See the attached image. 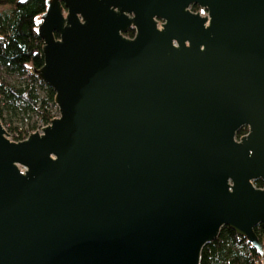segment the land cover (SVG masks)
Instances as JSON below:
<instances>
[{"label":"water","instance_id":"1","mask_svg":"<svg viewBox=\"0 0 264 264\" xmlns=\"http://www.w3.org/2000/svg\"><path fill=\"white\" fill-rule=\"evenodd\" d=\"M37 33L59 117L0 121V264H200L223 227L264 258V0H47Z\"/></svg>","mask_w":264,"mask_h":264},{"label":"trees","instance_id":"2","mask_svg":"<svg viewBox=\"0 0 264 264\" xmlns=\"http://www.w3.org/2000/svg\"><path fill=\"white\" fill-rule=\"evenodd\" d=\"M47 0H0V69L9 75H18V85L6 83L0 78V121L7 114L23 122L38 117L44 124L51 121L54 107V91L34 73L43 65V41L37 33L40 18L46 10ZM196 11V10H195ZM129 36L133 33L130 31ZM57 36V35H56ZM42 90L44 96H40ZM12 113V114H11ZM9 124V123H8ZM10 124L11 129L17 128ZM32 125V124H30ZM247 132L239 130L237 137ZM255 186H263L260 180ZM264 247V227L254 229ZM200 264H264V258L242 237L228 227H223L218 238L204 246Z\"/></svg>","mask_w":264,"mask_h":264},{"label":"built area","instance_id":"3","mask_svg":"<svg viewBox=\"0 0 264 264\" xmlns=\"http://www.w3.org/2000/svg\"><path fill=\"white\" fill-rule=\"evenodd\" d=\"M201 14L204 15L205 13L201 12ZM58 117H59V111L57 106L54 105L51 113V121ZM33 121L35 122V125H33L32 122L30 123L29 119L26 118L24 119L23 122H18L17 124H15L17 126V128L15 129L14 128L11 129L9 125H4L9 140L12 142L24 141L32 133H35L37 131L41 133L42 129L51 123L50 121L49 123L44 124L38 117L33 118Z\"/></svg>","mask_w":264,"mask_h":264},{"label":"rangeland","instance_id":"4","mask_svg":"<svg viewBox=\"0 0 264 264\" xmlns=\"http://www.w3.org/2000/svg\"><path fill=\"white\" fill-rule=\"evenodd\" d=\"M4 8H0V12L3 10ZM0 78L5 81L6 83H9V84H12V85H18L21 81V77L14 74V75H9L7 74L3 69H0ZM39 94L40 96H44V93L42 90H39ZM51 108V111L53 110V107H50ZM12 114V113H11ZM5 121L3 120V123L4 125H9L11 126L10 124H15V122H17L16 119H11L10 118V114L8 113L7 114V117L4 118ZM9 123V124H8Z\"/></svg>","mask_w":264,"mask_h":264},{"label":"flooded vegetation","instance_id":"5","mask_svg":"<svg viewBox=\"0 0 264 264\" xmlns=\"http://www.w3.org/2000/svg\"><path fill=\"white\" fill-rule=\"evenodd\" d=\"M189 10L191 11V12H194V13H201L202 11L201 10H206V9H203V8H200L199 6H197V5H192V6H190V8H189ZM196 10V11H195ZM66 12V9L64 8V13ZM132 32L133 33V35L132 36H129L128 35V33L129 32ZM127 37H129V38H133L134 37V35H135V31H134V29H129L128 30V32L125 34Z\"/></svg>","mask_w":264,"mask_h":264},{"label":"bare ground","instance_id":"6","mask_svg":"<svg viewBox=\"0 0 264 264\" xmlns=\"http://www.w3.org/2000/svg\"><path fill=\"white\" fill-rule=\"evenodd\" d=\"M263 244V243H262Z\"/></svg>","mask_w":264,"mask_h":264}]
</instances>
